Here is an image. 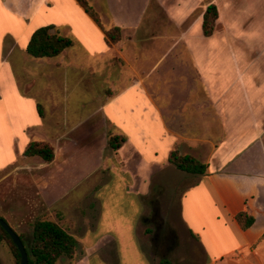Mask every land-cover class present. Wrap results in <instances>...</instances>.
Masks as SVG:
<instances>
[{
  "label": "crops",
  "instance_id": "0c3cea01",
  "mask_svg": "<svg viewBox=\"0 0 264 264\" xmlns=\"http://www.w3.org/2000/svg\"><path fill=\"white\" fill-rule=\"evenodd\" d=\"M88 1L119 41L76 0H0V218L27 243L35 219L57 223L84 250L72 264H150L138 222L100 196L121 188L109 197L142 218L153 186L176 181L178 151L207 165L178 199L201 264H264V0ZM43 27L73 46L31 57ZM32 142L53 160L26 155Z\"/></svg>",
  "mask_w": 264,
  "mask_h": 264
},
{
  "label": "trees",
  "instance_id": "16d2710c",
  "mask_svg": "<svg viewBox=\"0 0 264 264\" xmlns=\"http://www.w3.org/2000/svg\"><path fill=\"white\" fill-rule=\"evenodd\" d=\"M76 1L85 13L102 28L108 43L111 44L119 41V28L113 27L105 30L102 27L99 14L94 11L95 9L90 5L89 1ZM217 19V9L214 5H210L206 8L202 17V30L205 36L213 33ZM52 31L53 27H43L34 31L26 47L28 55L33 58H52L58 56L63 50L73 46L74 43L71 39L61 37ZM121 141L119 137H110L109 144L113 149H117L120 147ZM25 154L28 156H38L46 162H50L54 158L52 148L47 144L39 142L30 143L25 150ZM168 162L179 171L192 175H203L207 169L206 164L189 155H179L176 151L169 153ZM236 219L243 227H248L253 223V219L243 213L238 214ZM31 227L32 236L29 243L25 242L21 235H18L27 252L28 264H56L61 257L72 259L75 256L78 246L77 240L57 223L37 218L32 222ZM0 242L6 243L17 264H19V251L1 226ZM159 264L172 263L168 259H162Z\"/></svg>",
  "mask_w": 264,
  "mask_h": 264
},
{
  "label": "rangeland",
  "instance_id": "374dc122",
  "mask_svg": "<svg viewBox=\"0 0 264 264\" xmlns=\"http://www.w3.org/2000/svg\"><path fill=\"white\" fill-rule=\"evenodd\" d=\"M94 11L97 12V10ZM176 152L181 155L178 151ZM195 159L198 160L197 158ZM178 172L180 173H178V177L172 185L165 188L164 186H153V194L144 201L147 208L144 213L145 215L140 219L137 216V212H134V206L131 205L130 201L115 200L109 197L112 193H120L121 188L114 191V185L109 184L106 186V190L102 192L103 194H100V197L104 199V203L107 205L105 210H108L111 214L127 216L129 220H132V224L138 222L136 239L140 243L144 256L150 264H159L162 259H168L172 264H201L203 262L202 253L185 235V229L179 218L178 206L180 193L190 183L185 178H193L198 175L187 174L179 170ZM161 193L164 194V197L162 200H158L156 196L161 195ZM168 216H171L173 229L169 226L165 227V233L161 235H165V239H167L162 241L160 246H157V228L159 225H164V220H167ZM105 225L106 223L104 222L102 227H105ZM27 234L24 231L22 236H27ZM80 252L83 254L82 259L84 261V250L82 251L79 248V251L76 252L72 259L67 258L68 260H66L63 257L60 263L57 264H72L73 260L78 259ZM0 264H17L16 259L5 242H0ZM90 264H95V260L93 259Z\"/></svg>",
  "mask_w": 264,
  "mask_h": 264
},
{
  "label": "water",
  "instance_id": "95a60500",
  "mask_svg": "<svg viewBox=\"0 0 264 264\" xmlns=\"http://www.w3.org/2000/svg\"><path fill=\"white\" fill-rule=\"evenodd\" d=\"M0 226L9 235L13 244L18 249L20 254L19 264H28L27 252L18 234L2 218H0Z\"/></svg>",
  "mask_w": 264,
  "mask_h": 264
},
{
  "label": "flooded vegetation",
  "instance_id": "af4514ba",
  "mask_svg": "<svg viewBox=\"0 0 264 264\" xmlns=\"http://www.w3.org/2000/svg\"><path fill=\"white\" fill-rule=\"evenodd\" d=\"M167 220H164V225H159L158 226V228H157V232H158V240L156 241V245L157 246H160V243L162 242V241H165L166 239H165V235H161L162 233H165V227L167 228L168 226L170 227V228H172L173 229V226H172V223H171V216L169 217L168 216V218H166Z\"/></svg>",
  "mask_w": 264,
  "mask_h": 264
}]
</instances>
